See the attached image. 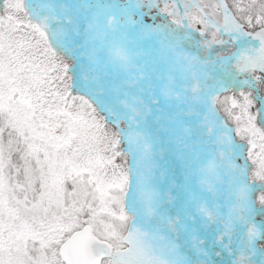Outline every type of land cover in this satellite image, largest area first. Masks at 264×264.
Returning <instances> with one entry per match:
<instances>
[{"label":"snow or ice","instance_id":"1","mask_svg":"<svg viewBox=\"0 0 264 264\" xmlns=\"http://www.w3.org/2000/svg\"><path fill=\"white\" fill-rule=\"evenodd\" d=\"M0 264H264V0H0Z\"/></svg>","mask_w":264,"mask_h":264}]
</instances>
